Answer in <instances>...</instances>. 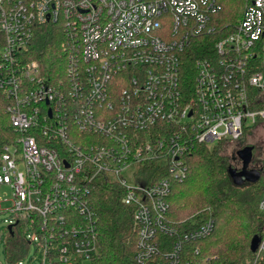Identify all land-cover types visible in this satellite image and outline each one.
Returning <instances> with one entry per match:
<instances>
[{
    "label": "built area",
    "instance_id": "1",
    "mask_svg": "<svg viewBox=\"0 0 264 264\" xmlns=\"http://www.w3.org/2000/svg\"><path fill=\"white\" fill-rule=\"evenodd\" d=\"M221 10L217 0H0V93L19 133L0 154V185L13 194L0 198V213L15 216L9 232L28 222L29 264L92 262L100 182L122 190L138 230L134 260L150 263L165 246L159 235L180 233L168 199L196 146L264 131V0L230 27ZM48 24L61 27L65 63L50 75L29 53ZM152 162L161 167L148 176ZM213 230L208 221L183 233L158 264H184L183 243Z\"/></svg>",
    "mask_w": 264,
    "mask_h": 264
},
{
    "label": "trees",
    "instance_id": "2",
    "mask_svg": "<svg viewBox=\"0 0 264 264\" xmlns=\"http://www.w3.org/2000/svg\"><path fill=\"white\" fill-rule=\"evenodd\" d=\"M251 0H217L222 10L217 15L223 27H230L236 15H243ZM243 8L227 14L233 8ZM62 33L58 24L38 27L30 46L31 60L41 64L47 74L64 70ZM4 38L0 35V50ZM59 70V71H58ZM11 101L0 93V154L8 144L16 142L19 133L13 128L7 111ZM241 146L239 147L242 148ZM225 144L212 148L198 144L188 156V175L182 181H172L168 202L169 220L180 233L173 237L159 235L165 244L160 255L148 264H158L165 251L170 250L181 235L193 231L208 221L214 223L210 236L183 243L184 264L211 258V264H264V252L257 256L251 251L254 236L264 239V211L260 201L264 196V158L261 160V178L255 183L235 185L229 175L230 168H239L235 160L225 154ZM255 150V147H254ZM254 155V151H253ZM254 159V157H253ZM253 162V160H252ZM144 174L154 175L161 165L156 162L145 165ZM146 183V182H145ZM123 193L114 183H97L92 191L91 202L98 216L99 251L92 264H137L134 255L137 250L138 230L133 221V210L122 202ZM28 222L20 220L6 237L3 246L8 262L16 263L25 257L29 241L25 238L24 227ZM198 251V253H196Z\"/></svg>",
    "mask_w": 264,
    "mask_h": 264
},
{
    "label": "rangeland",
    "instance_id": "3",
    "mask_svg": "<svg viewBox=\"0 0 264 264\" xmlns=\"http://www.w3.org/2000/svg\"><path fill=\"white\" fill-rule=\"evenodd\" d=\"M242 11L241 8H233L230 10V12L227 14L229 17H233V12L235 13L236 10ZM238 10V11H239ZM233 11V12H232ZM237 13V12H236ZM234 14V17L236 18L233 20V25L237 24L238 21L241 18V15ZM226 146L225 154H227L229 157L238 158L237 157V151L239 150V147L243 146H253L255 147L254 150V159L252 166H254L257 169H260L262 166L261 160L264 158V131L263 130H257V131H249L245 134L244 138L239 140L238 142H223ZM213 147V146H212ZM211 147V148H212ZM236 164L239 165L237 160H235ZM20 169L23 170L24 167L20 166ZM12 198V190L6 186V185H0V198ZM7 205L9 207L11 205V202L3 204V206ZM10 221H16L14 214L11 211H3L0 213V234H3V237L7 236L9 234L8 226H10ZM25 230V234L28 233L27 229ZM15 231L17 233L19 232L18 229L15 227ZM37 246L36 244H31L29 246L28 252L25 255V257L22 260V264H29L30 260H32L35 257ZM0 264H8V261L4 254V248L3 245L0 244ZM32 264H40L38 257L32 261ZM81 264H92V262L86 260Z\"/></svg>",
    "mask_w": 264,
    "mask_h": 264
},
{
    "label": "water",
    "instance_id": "4",
    "mask_svg": "<svg viewBox=\"0 0 264 264\" xmlns=\"http://www.w3.org/2000/svg\"><path fill=\"white\" fill-rule=\"evenodd\" d=\"M253 146H245L237 151V157L242 162L241 169L230 168L229 175L235 185H242L244 183H255L261 178V169L253 168L251 166L253 160ZM12 225L9 226V229ZM262 239L259 236H254L251 241V251L256 253L259 249Z\"/></svg>",
    "mask_w": 264,
    "mask_h": 264
},
{
    "label": "flooded vegetation",
    "instance_id": "5",
    "mask_svg": "<svg viewBox=\"0 0 264 264\" xmlns=\"http://www.w3.org/2000/svg\"><path fill=\"white\" fill-rule=\"evenodd\" d=\"M243 148V147H242ZM241 149V148H240Z\"/></svg>",
    "mask_w": 264,
    "mask_h": 264
}]
</instances>
